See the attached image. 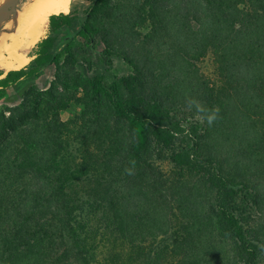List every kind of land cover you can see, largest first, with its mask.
Segmentation results:
<instances>
[{"label":"trees","instance_id":"trees-1","mask_svg":"<svg viewBox=\"0 0 264 264\" xmlns=\"http://www.w3.org/2000/svg\"><path fill=\"white\" fill-rule=\"evenodd\" d=\"M112 2L92 0L62 50L58 33L73 25L75 12L51 15L30 63L0 73L1 101L55 67L48 88L31 86L18 104L0 110V264H98L102 247L142 252L149 240L143 264H264V223L250 224L264 209V155L248 162L258 170L254 185L225 155L237 148L248 160L264 151V134L254 130L264 115V0ZM124 36L130 69L110 74ZM140 42L177 57L167 71H178L180 108L156 84L152 56L142 60L134 51ZM82 49L99 54L105 69L80 61ZM207 54L222 76L219 96L192 77L190 60ZM79 99L89 116L84 125L62 118ZM196 104L217 107L218 118L209 125ZM104 125L112 148L97 154L90 143ZM218 133L221 141L208 147L206 136ZM157 160L186 169L207 190L173 182ZM177 196L180 207L171 212ZM101 213H109V228L97 222ZM113 253L104 264H120Z\"/></svg>","mask_w":264,"mask_h":264},{"label":"rangeland","instance_id":"rangeland-1","mask_svg":"<svg viewBox=\"0 0 264 264\" xmlns=\"http://www.w3.org/2000/svg\"><path fill=\"white\" fill-rule=\"evenodd\" d=\"M29 2H30V0H20L17 9H22V7L26 6ZM115 2H117V0H113L112 4ZM91 4H92V0H74L72 9L75 12V17H74L75 19L73 21V25L71 27H68L65 30L61 31L60 33H58V40L56 43V49L57 50H62L64 48L66 43L62 42V39L64 38V36H66V34L70 35V34H74L78 31L79 22H80L79 19L85 15V11L87 10L88 6ZM146 31L147 30H142V35L140 36L139 39L142 40V38L145 36ZM48 34H49V26H47V30H46L44 36L42 37V39L45 38ZM119 41L121 42L120 44H122V45L120 46V50H118L119 54L117 55V57L115 59L116 61H115L114 67L112 68V71L110 74H122V73H124L130 69V65L128 64V62L126 60V56L128 55V53H127L128 44H125V43L129 42V37L124 36ZM125 45H126V47H125ZM35 46H36V44L33 46V48L29 52H27L29 54V56L31 57V60L34 58V57H32V53L34 52V50L36 48ZM147 46H149L147 49L144 48L142 46V42H140L135 46L134 51H136L137 53L139 52L138 57L142 60H147L148 57L152 56L153 62L149 63V64L153 68L154 74L156 75V78H157L156 84H158V86H160V88L166 87L164 94L165 95L169 94L168 97H169V100L172 103V105L176 106L177 108L178 107L180 108L185 100L178 97V95L176 94V90L173 87L174 86L173 77L178 73V71L173 72V73H170L167 71L168 68L175 67L174 65L177 64V57L171 58L167 55L166 52L157 53L153 50L154 46H151V45H147ZM103 49H104V45L99 40L97 52L99 53ZM148 51H150V54H148ZM78 58L80 61L93 60L94 62L97 63V67H102L103 69H105V67H106L104 64V59L99 54H96V53L93 54L92 52L85 51L82 49V50L78 51ZM164 58H167V60H165L166 66H163V64H162V61H163L162 59H164ZM190 62H191V64H193L190 68L192 70V72H191L192 77L198 76L200 78L201 83L208 82L210 84V86H213L214 89H216V95L219 96L220 92L218 89L223 84H222V76L220 75L219 69L217 68L215 57L212 54H207L206 56L199 57L197 60H193V61L190 60ZM8 71L9 70H6L0 66V73L1 72L6 73ZM54 73H55V67L54 66L44 68L40 77L27 80L22 85L11 88L8 98L0 101V110L3 109L7 105L10 106V105L18 104L22 100L24 92L31 86H35L37 89H40V90L48 88L50 86L52 79H53ZM4 75L0 74V78H2ZM78 94L81 97L83 96L82 91H80ZM81 97H79V98H81ZM79 100L80 101L73 102L72 105L69 107V109L65 110V112H63L62 118L64 120H68V119L73 118L76 120L75 121L76 123L80 122L81 125H84V122L87 120V118H89V116L86 115V113H85L86 109H85L84 102L81 101V99H79ZM186 111L188 112V114H190L191 108L187 107ZM263 114H264V112H263ZM190 118H192V117L190 116ZM261 119H262V121L259 120L257 128L254 129L258 132V134H262V133L264 134V115ZM71 125L73 127H75V125H73V124H71ZM94 133H95V135H94V137L90 143V149L92 151L96 152L97 154H102V152L104 150L112 148V139L109 136V132L106 129V125H104L103 127H98L97 129L94 130ZM102 139H104V140H102ZM219 139L221 141V136L219 133L217 136L216 135H209V136H206V143H208V147H212L213 144L215 146V144L219 141ZM119 142H116L115 146L118 145ZM119 147L120 146L118 145V148ZM238 154H239V151H237V148L233 149V150H231L225 154L226 157H229L228 166L235 163L236 166L241 171L245 169L247 171V173H249L248 176H249V179L251 180V182H253L252 185L259 183L257 181L258 174H256V172L258 170H256L254 168L255 166L249 167L248 162H249V160L251 161L252 159L262 158L261 155L262 156L264 155V151L260 155H258V154L255 155V153L250 154L249 155L250 159H248V160H247V157L243 158V156L238 158L239 157ZM155 165H158L159 167H161L162 171L167 176H170L171 179L173 180V182H175V183H179V181L180 182L182 181L184 184V182L186 181L187 184H189L191 186L196 184V186L200 189L201 193H204L207 190V187L202 180H200L198 177H196L195 175H193L192 173H190L186 169H176V167L169 160H157V161H155ZM176 200H178V203L175 202ZM175 201H173V203H169L167 206V209L171 212H178L177 204L179 206V203L181 202V197L180 196L175 197ZM171 205L174 208L173 211L171 210ZM171 212H169V214H172ZM106 214L108 217L109 213H101V214H98L95 218H97V222H100L103 224V227L109 228L106 221H105ZM158 214H159V216L163 215V212H162L160 207L158 209ZM169 214L167 216H170ZM250 219H251L250 224L252 226H256V225L261 224V223L263 224L264 223V209H263V211L262 210H257V211L255 210V213L252 214V218H250ZM110 222H111V219H110L109 223ZM147 242L152 243L153 241L149 240ZM156 242H158V240L155 241V243ZM149 243L142 244L141 250H144L142 252H139L140 250H135V249H132L128 246L125 247V244L124 245L120 244L119 246L116 245L118 247H115V248L110 246L109 249L106 248L107 246H109V245H107L106 247H102L101 250L98 251V253L96 255V260L94 262H97L98 264H104V262H105L104 258L107 257V259H108L109 258L108 254L111 251V252H114L118 255V257H114V253H113L114 262H115V260L116 261L120 260L121 261L120 264H143V262L141 260V255H145V254L147 255L148 254V252L150 251V248H151V246H149ZM152 246H153V244H152ZM225 247H226L225 249L228 250L231 246L229 247V245L225 244ZM169 260L172 261V259H169Z\"/></svg>","mask_w":264,"mask_h":264},{"label":"bare ground","instance_id":"bare-ground-1","mask_svg":"<svg viewBox=\"0 0 264 264\" xmlns=\"http://www.w3.org/2000/svg\"><path fill=\"white\" fill-rule=\"evenodd\" d=\"M73 3L74 0H30L18 9L0 31V66L6 70L25 67L31 60L27 52L41 41L50 16L69 13Z\"/></svg>","mask_w":264,"mask_h":264},{"label":"water","instance_id":"water-1","mask_svg":"<svg viewBox=\"0 0 264 264\" xmlns=\"http://www.w3.org/2000/svg\"><path fill=\"white\" fill-rule=\"evenodd\" d=\"M20 0H4L0 4V31L10 20L12 15L18 10Z\"/></svg>","mask_w":264,"mask_h":264},{"label":"clouds","instance_id":"clouds-1","mask_svg":"<svg viewBox=\"0 0 264 264\" xmlns=\"http://www.w3.org/2000/svg\"><path fill=\"white\" fill-rule=\"evenodd\" d=\"M196 109L198 112L205 113V116L203 119H206L209 125H211L218 118V114H219L218 108H213L211 110H208V109H205L203 106L196 104ZM129 174H131V172H129Z\"/></svg>","mask_w":264,"mask_h":264}]
</instances>
